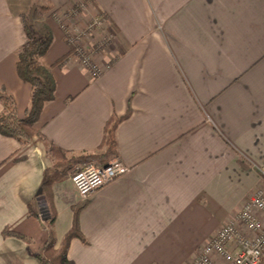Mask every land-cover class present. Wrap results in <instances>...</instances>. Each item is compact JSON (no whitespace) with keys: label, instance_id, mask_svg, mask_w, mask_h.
<instances>
[{"label":"crops","instance_id":"0c3cea01","mask_svg":"<svg viewBox=\"0 0 264 264\" xmlns=\"http://www.w3.org/2000/svg\"><path fill=\"white\" fill-rule=\"evenodd\" d=\"M77 1L0 0V87L19 117L31 95L16 73L23 16L53 39L40 61L56 91L38 133L70 155L98 154L107 122L127 114L113 157L127 174L84 202L69 176L53 184L56 247L81 208L85 243L70 242L73 264H194L251 197L264 195V0H85L84 21L65 19ZM97 14L105 23L85 35L96 47L94 77L64 30L82 33ZM51 165L39 136L19 146L0 134V264H40L33 254L47 231L28 207L41 220L48 213L40 188Z\"/></svg>","mask_w":264,"mask_h":264},{"label":"trees","instance_id":"16d2710c","mask_svg":"<svg viewBox=\"0 0 264 264\" xmlns=\"http://www.w3.org/2000/svg\"><path fill=\"white\" fill-rule=\"evenodd\" d=\"M23 28L26 41L21 47L16 62V73L18 78L28 84L31 89L30 103L24 116L17 114L16 103L11 93L0 87V134L13 138L19 146L26 145L34 136H39L46 147V153L51 160V167L44 172L40 194L44 196L48 215L45 220L33 208V203L29 205V215L38 218L45 226L47 238L40 250L33 254L40 264H73L68 258V249L73 239H79L83 243L85 240L80 232L78 216L81 208L74 209V218L71 229L65 234L59 247H56L54 223L55 210L52 203V186L57 181L68 177L74 166L82 163H95L105 165L111 158L115 157V129L127 114L122 117L114 116L104 128L103 141L99 147L98 154L70 155L67 151L55 146L47 141L40 133L34 129V125L39 120L44 106L54 100L56 82L50 69L41 64L40 59L48 52L52 44V36L49 33L38 34L29 24L27 18L23 16ZM4 237H14L26 244L31 240L27 237L4 230Z\"/></svg>","mask_w":264,"mask_h":264},{"label":"built area","instance_id":"2783aa9c","mask_svg":"<svg viewBox=\"0 0 264 264\" xmlns=\"http://www.w3.org/2000/svg\"><path fill=\"white\" fill-rule=\"evenodd\" d=\"M64 16L76 18L87 10L85 0L77 1ZM58 18V16H57ZM58 21V23H62ZM105 18L97 14L91 17L82 33L72 35L64 28L70 48L80 57L81 63L91 75H99V69L92 62V53L80 46V37L100 28ZM130 168L118 158H112L105 165L83 163L75 167L69 178L81 201H86L94 192L124 176ZM264 261V195L256 193L238 211L228 224L224 225L201 249L194 264H262Z\"/></svg>","mask_w":264,"mask_h":264},{"label":"rangeland","instance_id":"374dc122","mask_svg":"<svg viewBox=\"0 0 264 264\" xmlns=\"http://www.w3.org/2000/svg\"><path fill=\"white\" fill-rule=\"evenodd\" d=\"M84 15V14H83ZM80 19V20H82V21H84V19H83V17H82V15H79L77 18H75V19ZM86 18H88L87 16H86ZM67 19H70L69 17H67ZM85 25H86V23H87V21L85 20ZM65 34V33H64ZM86 37V38H85ZM91 39H93L92 37H87V36H84L83 37V40H81L80 41V46H82L83 48L84 47H87L90 51H88V53H90V52H92V54L94 53V51L96 50V47L94 46L93 47V45L91 46V42H94V41H92ZM102 42H103V39L99 42V43H94L96 46H99V45H101L102 44ZM85 51H86V49H85ZM87 52V51H86ZM83 164V163H82ZM79 165H81V164H79ZM78 165H76V166H74V168L69 172V174L75 169V167H77ZM69 176V175H68Z\"/></svg>","mask_w":264,"mask_h":264},{"label":"water","instance_id":"95a60500","mask_svg":"<svg viewBox=\"0 0 264 264\" xmlns=\"http://www.w3.org/2000/svg\"><path fill=\"white\" fill-rule=\"evenodd\" d=\"M47 212H42V220H45L47 218Z\"/></svg>","mask_w":264,"mask_h":264}]
</instances>
